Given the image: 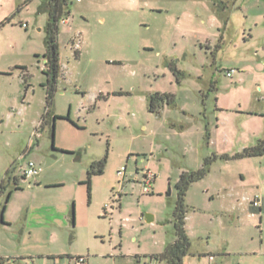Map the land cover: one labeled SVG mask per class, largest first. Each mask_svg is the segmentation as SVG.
Returning <instances> with one entry per match:
<instances>
[{
	"label": "rangeland",
	"instance_id": "1",
	"mask_svg": "<svg viewBox=\"0 0 264 264\" xmlns=\"http://www.w3.org/2000/svg\"><path fill=\"white\" fill-rule=\"evenodd\" d=\"M39 4L0 0V22L13 15L0 28V208L13 176L20 186L0 221L1 264H159L150 255L175 237L179 174L213 154L185 195L184 264H264V154L236 156L264 140V0H69L53 127L41 124ZM156 91L174 103L150 111ZM105 153L88 193L87 170ZM28 160L41 171L22 180Z\"/></svg>",
	"mask_w": 264,
	"mask_h": 264
},
{
	"label": "trees",
	"instance_id": "2",
	"mask_svg": "<svg viewBox=\"0 0 264 264\" xmlns=\"http://www.w3.org/2000/svg\"><path fill=\"white\" fill-rule=\"evenodd\" d=\"M31 0H25V4ZM69 0H40L38 6V12L47 13L46 23V37H45V52L44 66L42 68L43 73L46 75L45 86V110L41 116V124L50 123L51 117L52 127L53 121L58 117L52 110L54 93L56 91V84L58 78L62 74L60 65V54L58 46V33L59 22L61 18L66 17L69 13L68 9ZM20 9L18 8L16 12ZM13 16V15H12ZM11 17L5 18L0 22V28L11 20ZM75 57H78V51H75ZM173 65L170 63V67ZM173 104L174 98L167 92H153L148 97V108L150 111L156 112L162 104ZM51 127V131H52ZM264 154V140L259 139L257 142L249 147H245L236 156H260ZM217 155L213 154L211 157L205 158L202 165L196 170H186L179 174L178 180L175 183L176 199L173 210V227H174V239L168 242L164 249L156 254L150 255V258L155 259L159 264H184V260L190 253V239L185 230V218L187 213V205L185 203V195L190 184L196 180L201 179L208 171L209 165ZM107 154L98 160L93 161L87 170V179L84 181L87 185L88 193H90L91 177L94 174H101L103 172L106 163ZM227 158L226 155H223ZM9 169L6 171V177H8ZM14 187L13 189H20L18 179L13 176ZM6 186L4 179L0 182V192H5ZM13 189H10L4 195V201L0 208V221L4 223L3 212L6 207V203L11 195ZM4 262V259L0 257V264Z\"/></svg>",
	"mask_w": 264,
	"mask_h": 264
},
{
	"label": "built area",
	"instance_id": "3",
	"mask_svg": "<svg viewBox=\"0 0 264 264\" xmlns=\"http://www.w3.org/2000/svg\"><path fill=\"white\" fill-rule=\"evenodd\" d=\"M67 17L61 18L60 22L61 23H66L67 22ZM22 26H26L25 22L21 23ZM72 45L71 47L76 50L79 47V42L80 38L77 37V35L72 36L71 38ZM227 75H230V72L227 71ZM41 171V168L36 165L32 160H28L25 165L21 168V178L27 179L30 177H33L37 175ZM155 180V174L152 173L148 168L145 170H142V187L144 192H149L150 187L154 183ZM251 202L254 206L259 205V195H254L253 198L251 199ZM73 264H86L85 259L82 256H77L72 259ZM52 264H66L65 261L62 258H57L54 260Z\"/></svg>",
	"mask_w": 264,
	"mask_h": 264
},
{
	"label": "crops",
	"instance_id": "4",
	"mask_svg": "<svg viewBox=\"0 0 264 264\" xmlns=\"http://www.w3.org/2000/svg\"><path fill=\"white\" fill-rule=\"evenodd\" d=\"M66 23H68V20H67V22ZM77 51H78V56H79V54H80V48L78 47L77 48ZM74 56H75V50H74ZM22 180H24L23 178H21ZM19 180V179H18ZM256 195V194H255ZM258 195V194H257ZM254 196V195H253ZM253 196L250 198V209L252 210V211H255L256 209H260L261 208V206H260V204L258 205V206H254L253 204H252V202H251V199L253 198ZM259 203H260V196H259ZM262 242V241H261ZM261 250L258 252V253H261V254H263L264 255V248H260Z\"/></svg>",
	"mask_w": 264,
	"mask_h": 264
},
{
	"label": "water",
	"instance_id": "5",
	"mask_svg": "<svg viewBox=\"0 0 264 264\" xmlns=\"http://www.w3.org/2000/svg\"><path fill=\"white\" fill-rule=\"evenodd\" d=\"M153 217L150 214H146V221L150 222L152 221Z\"/></svg>",
	"mask_w": 264,
	"mask_h": 264
}]
</instances>
